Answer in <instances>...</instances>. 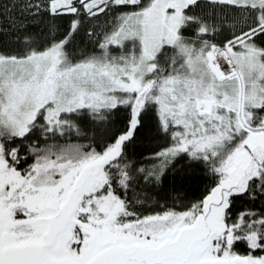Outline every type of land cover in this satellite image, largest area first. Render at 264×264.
Listing matches in <instances>:
<instances>
[{
    "label": "snow or ice",
    "instance_id": "obj_1",
    "mask_svg": "<svg viewBox=\"0 0 264 264\" xmlns=\"http://www.w3.org/2000/svg\"><path fill=\"white\" fill-rule=\"evenodd\" d=\"M0 264H264V0H0Z\"/></svg>",
    "mask_w": 264,
    "mask_h": 264
},
{
    "label": "trees",
    "instance_id": "obj_2",
    "mask_svg": "<svg viewBox=\"0 0 264 264\" xmlns=\"http://www.w3.org/2000/svg\"><path fill=\"white\" fill-rule=\"evenodd\" d=\"M165 144V140L163 138H158L156 141H154L149 147L151 149H158L162 147Z\"/></svg>",
    "mask_w": 264,
    "mask_h": 264
}]
</instances>
